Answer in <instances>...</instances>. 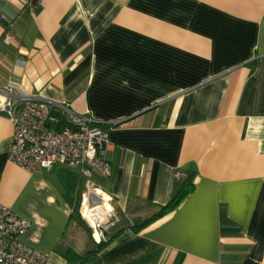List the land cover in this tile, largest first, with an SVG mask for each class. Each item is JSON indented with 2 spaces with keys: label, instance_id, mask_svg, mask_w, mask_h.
I'll return each mask as SVG.
<instances>
[{
  "label": "crops",
  "instance_id": "0c3cea01",
  "mask_svg": "<svg viewBox=\"0 0 264 264\" xmlns=\"http://www.w3.org/2000/svg\"><path fill=\"white\" fill-rule=\"evenodd\" d=\"M9 83L116 123L110 176L92 179L114 221L88 264H264V0H0ZM13 133L0 112V203L30 222L20 241L45 264H75L67 252L97 246L76 211L85 179L23 171ZM188 173L194 191L133 231Z\"/></svg>",
  "mask_w": 264,
  "mask_h": 264
},
{
  "label": "built area",
  "instance_id": "2783aa9c",
  "mask_svg": "<svg viewBox=\"0 0 264 264\" xmlns=\"http://www.w3.org/2000/svg\"><path fill=\"white\" fill-rule=\"evenodd\" d=\"M12 41V37L5 33L4 43L9 45ZM0 94L5 98L0 112L10 120L14 129L8 154L11 163L28 174L48 171L57 165L74 168L89 188L94 186L93 174L102 178L110 176L111 168L105 155L108 130L116 123H108V129L103 130L96 126L97 122L88 112L78 113L64 102H51L38 95L20 93L12 83L1 87ZM18 104H23V108L14 115ZM96 189L88 193L90 206L101 203L99 198L91 199ZM113 215L112 210L107 218ZM100 225H89L96 245L107 239L108 233L101 230ZM29 227L28 220L0 203V264H45L43 254L20 241ZM95 232L99 235L98 241L94 239Z\"/></svg>",
  "mask_w": 264,
  "mask_h": 264
},
{
  "label": "trees",
  "instance_id": "16d2710c",
  "mask_svg": "<svg viewBox=\"0 0 264 264\" xmlns=\"http://www.w3.org/2000/svg\"><path fill=\"white\" fill-rule=\"evenodd\" d=\"M193 177V173H188L183 179L176 180L173 184L170 198L167 204H165L164 206H157V211L154 212L151 216L144 219H138V221L132 226L133 231L139 232L151 223L163 218L164 216L174 211L180 205V203L194 191ZM108 240L109 237H107L105 241H102L100 244H98L94 250L88 251L83 256H78L73 252L67 253L71 254V257L77 261V263L75 264H88V261L91 259L90 256L92 255V253L97 252V250L105 245Z\"/></svg>",
  "mask_w": 264,
  "mask_h": 264
},
{
  "label": "bare ground",
  "instance_id": "6f19581e",
  "mask_svg": "<svg viewBox=\"0 0 264 264\" xmlns=\"http://www.w3.org/2000/svg\"><path fill=\"white\" fill-rule=\"evenodd\" d=\"M92 194V193H91ZM99 198L101 200L100 204H95L93 206L88 205V197H84L83 205L84 212L82 217L89 223L91 227L100 225L99 223L106 221V218L109 216L112 211L109 199L105 197L100 189L93 191L92 200ZM104 198L105 199L104 201ZM94 239L99 240V235L97 232L94 233Z\"/></svg>",
  "mask_w": 264,
  "mask_h": 264
},
{
  "label": "rangeland",
  "instance_id": "374dc122",
  "mask_svg": "<svg viewBox=\"0 0 264 264\" xmlns=\"http://www.w3.org/2000/svg\"><path fill=\"white\" fill-rule=\"evenodd\" d=\"M84 184H86V181H84ZM93 188H96V187L93 186L92 188H89V186L86 184L85 191L83 192V194H81L79 196V200H78V204H77V209H76V211L79 214V217L81 218V220L83 221V223L85 224V226L88 228V230L90 232V235L93 233V230L90 228L89 223H87V221L85 219H83L82 214H83V212L85 210L84 209V205H83V199H84L85 196L88 197V193L91 192V189H93ZM97 204H100V203H97ZM88 205H89V202H88ZM113 221H114L113 220V217L106 218V221H104L106 223L105 224H102L104 222L99 223V224H102V225L99 226V228H101V230H103V231H105V232L108 233V230H106V227L109 226V224L112 223Z\"/></svg>",
  "mask_w": 264,
  "mask_h": 264
},
{
  "label": "water",
  "instance_id": "95a60500",
  "mask_svg": "<svg viewBox=\"0 0 264 264\" xmlns=\"http://www.w3.org/2000/svg\"><path fill=\"white\" fill-rule=\"evenodd\" d=\"M92 197H93V195H92ZM100 201V200H99ZM91 205H92V202L90 203Z\"/></svg>",
  "mask_w": 264,
  "mask_h": 264
}]
</instances>
